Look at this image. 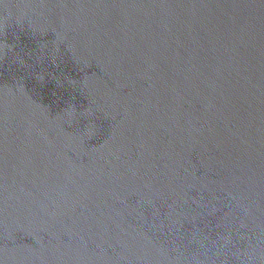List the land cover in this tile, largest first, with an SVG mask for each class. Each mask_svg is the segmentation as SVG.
I'll return each instance as SVG.
<instances>
[{
	"label": "water",
	"instance_id": "obj_1",
	"mask_svg": "<svg viewBox=\"0 0 264 264\" xmlns=\"http://www.w3.org/2000/svg\"><path fill=\"white\" fill-rule=\"evenodd\" d=\"M0 264H264V0H0Z\"/></svg>",
	"mask_w": 264,
	"mask_h": 264
}]
</instances>
